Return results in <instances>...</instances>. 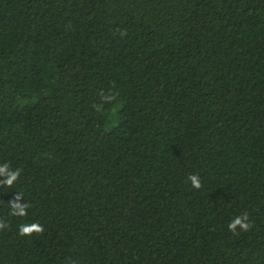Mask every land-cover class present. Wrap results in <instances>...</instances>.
Wrapping results in <instances>:
<instances>
[{
	"label": "trees",
	"instance_id": "1",
	"mask_svg": "<svg viewBox=\"0 0 264 264\" xmlns=\"http://www.w3.org/2000/svg\"><path fill=\"white\" fill-rule=\"evenodd\" d=\"M5 166L0 264H264V0H0Z\"/></svg>",
	"mask_w": 264,
	"mask_h": 264
},
{
	"label": "clouds",
	"instance_id": "2",
	"mask_svg": "<svg viewBox=\"0 0 264 264\" xmlns=\"http://www.w3.org/2000/svg\"><path fill=\"white\" fill-rule=\"evenodd\" d=\"M123 35V33H121ZM6 168L5 167H0V175H3L6 173ZM19 175V172H12V173H8V178L4 181V183H6L7 185H11L13 183L14 180L17 179ZM188 179L191 181V184L194 188L199 189L201 187V183L199 178L196 175H190L188 177ZM12 208L14 210H18V211H14L13 214H19V215H23L24 214V208L23 206L17 204V203H13L12 204ZM250 224L248 223V214L244 213L241 216H237L235 217L228 225V228L230 231L235 232L237 227H239L241 230L243 231H247L250 228ZM43 228L42 226H40L37 223H33L30 226H23L20 229V232L22 235L24 234H31L33 232H42Z\"/></svg>",
	"mask_w": 264,
	"mask_h": 264
}]
</instances>
